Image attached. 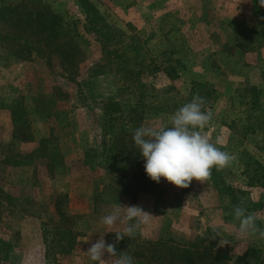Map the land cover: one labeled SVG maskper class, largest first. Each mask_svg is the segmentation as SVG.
I'll list each match as a JSON object with an SVG mask.
<instances>
[{
    "label": "rangeland",
    "instance_id": "374dc122",
    "mask_svg": "<svg viewBox=\"0 0 264 264\" xmlns=\"http://www.w3.org/2000/svg\"><path fill=\"white\" fill-rule=\"evenodd\" d=\"M3 1L18 2L0 0V5ZM81 1L89 12L96 9L102 24L114 30L109 33L112 40L108 49L122 47L117 53L109 52L107 60L110 57L114 62L106 67L102 44L96 42L93 33L83 35L84 44L77 40L86 56L79 65L77 81L86 79L87 70L98 62L113 74L99 77L86 96L80 97L84 91L79 93L65 77L68 73L56 57L33 53L32 61L18 62L11 50L0 45V188L17 206L10 213L0 209V264H93L84 254L91 244L100 236L112 243V235L124 227L100 224L101 217L118 204L138 206L152 215L136 233L140 241L161 237L178 244L194 243L226 253L229 264H264V239L258 234H236L238 222L231 214L233 205L210 180H193L187 188H179L161 178L159 183L154 182L159 197L149 196L148 192L132 197L131 193L119 194L116 183L110 185L108 172L99 167L91 169L85 160L88 150L102 147V128L108 117L104 118L101 103L107 96L120 100L125 118L131 107L141 102L142 110L137 112L142 119L140 126H170L171 114L190 101V83L206 81L215 87L218 97L206 109L213 118L201 132L209 142L236 157L230 167L219 171L225 184L237 192V199L243 200L248 212L256 216L257 224L264 227V188L247 186L242 174L244 155L264 166L261 132L245 133L247 124H256L264 117V18L258 12L264 7L259 5L254 10L252 0ZM47 3L66 20H83L77 0ZM82 25L78 24L80 30ZM253 29L263 32L256 34ZM124 61L128 63L120 66ZM142 61L146 65L140 66ZM168 64L175 67L179 79L170 80L164 75L162 68ZM139 66L141 73L136 77L127 71H139ZM253 87L261 90V105L256 110L251 109L249 96L244 93ZM19 103L25 108L35 140L53 136L49 152H38L36 143L11 140L10 109ZM120 145L130 143H109L108 153H121ZM21 153L32 156L21 158ZM48 157L63 160L51 173L43 162ZM7 161L17 163L18 168ZM139 163L135 170L148 189L141 155ZM62 192L70 197L72 214L81 216L75 218L81 236L70 255L57 254L53 262L46 258L41 229L48 220L56 221L52 200ZM33 204L40 205L42 213L32 214ZM214 230L220 232V237L213 238ZM225 240L229 243L223 244ZM249 249L256 253L248 255ZM103 258L108 259L107 254Z\"/></svg>",
    "mask_w": 264,
    "mask_h": 264
},
{
    "label": "trees",
    "instance_id": "16d2710c",
    "mask_svg": "<svg viewBox=\"0 0 264 264\" xmlns=\"http://www.w3.org/2000/svg\"><path fill=\"white\" fill-rule=\"evenodd\" d=\"M48 1L18 0L16 3L3 1L2 5H0V45L11 50L14 60L18 62L32 61L33 59L31 57L34 54L41 57L48 54L49 59L56 57L62 70L68 73V76L65 74V77L75 84L79 93L84 91L83 94H80V97H83V95L86 96L87 91L91 89L90 85L92 83L95 84V81H98L99 77L107 74L113 75L111 72L105 70L111 62H114L111 61L110 57L107 60V55L117 53L122 47H116L114 51L108 49L112 40L109 38V33L114 30L110 26L102 24L104 23L103 18L96 9L89 12L85 9L82 1L77 0L84 15L83 20L80 21L83 24L80 30L78 28L80 22L66 20L61 13L50 8L47 3ZM252 1L253 9H259V0ZM258 12L261 18H264V11L262 12L259 9ZM253 31L256 34L263 32V30L256 31L255 29ZM86 32L93 33L96 36V42L102 44L100 49L104 56L102 58H104L106 67L101 62L95 63L87 70V78L77 81L76 77L78 76L79 65L86 57L85 50H83L77 40L80 39L83 43L82 37ZM124 54L127 55V53ZM127 63V61H124L120 63V66H124ZM139 65L143 66L146 64L142 61ZM120 66L116 67L118 68ZM140 66L139 71H127H130L136 77V75L141 73ZM151 69V71L155 69L153 62ZM162 72L170 80H177L180 77L175 67L171 64L163 67ZM190 84V100L195 94L204 97L206 101L204 106L205 110L216 102L218 95L212 84L206 81H192ZM244 93L249 96L248 103L251 109L256 110L257 107L259 108L261 105L259 101L261 90L253 87ZM111 97L113 98L107 96L106 100H103L101 103V105L103 104L101 106L103 107L102 114L104 118L108 117L107 125L102 128V147L88 150L85 155L86 164L91 169L99 167L100 169L106 170L111 180L110 185L116 183L119 194L128 195V193H131L132 197H135L138 192H148L149 196L156 195L158 192L154 186V181L148 177L147 189L146 185L142 183V178L135 170L140 165V153L139 149L138 152L136 150L132 135L133 130L140 127V121L142 119L138 117L140 113L137 112L142 110V104L138 102L136 106L131 107L128 118H125L123 116L124 112L120 108V100H117L112 95ZM10 112L12 118V139L18 140L21 143H36L38 152H49V146L54 141L53 136L50 135L49 138L39 141L35 140L31 134L30 126L26 119L27 113L23 105L19 103L12 106ZM259 132L262 134V144L264 147V117L256 124H247L245 126V133L247 134H257ZM126 137H128V140H126ZM118 142L130 143V145H120L122 152L119 154L115 152L113 154L108 153V144L113 143L117 146ZM18 156H21V158L26 157L22 154H18ZM30 156L32 155L28 154L26 158L28 159ZM43 162H45L47 169L51 173L54 167H59L58 163L63 162V160L62 157L59 161L57 159L55 160V158L48 157ZM120 162L124 165L121 166ZM7 163L11 164L12 162L7 161ZM12 165L18 166L17 163ZM242 174L244 175L247 186L264 188V166L261 162L249 155H244L242 159ZM209 180L218 189L222 197H228L230 199L232 205L240 202L237 199V192L233 187L225 184L220 171L213 168ZM239 194L244 193L239 191ZM10 199L12 200L11 196L0 188L1 211L5 213L15 211L14 209L17 206ZM25 200L27 203H30L28 199ZM69 203L70 197L67 192L56 194L52 200V207L57 219L56 221L50 219L48 223L42 224L41 234L45 246V255L46 258L50 257L53 262L56 261L57 254L59 256L70 255L78 244V237L81 236V232L77 230L75 220V218L78 219L81 216L72 214L69 210ZM30 207L33 210L31 212L32 214L41 212L40 205L36 206L33 204ZM112 238V243L116 244L117 252L127 251L134 257L135 264H229L226 253L203 249L194 243L178 244L172 239H164L161 237L146 242L140 241L138 235L131 238L126 236L119 242H116L115 234L112 235ZM247 253L251 255L256 253V251L249 249Z\"/></svg>",
    "mask_w": 264,
    "mask_h": 264
},
{
    "label": "clouds",
    "instance_id": "9594fccd",
    "mask_svg": "<svg viewBox=\"0 0 264 264\" xmlns=\"http://www.w3.org/2000/svg\"><path fill=\"white\" fill-rule=\"evenodd\" d=\"M264 7V0H259ZM205 98L199 94L178 108L169 117L170 126H144L133 130L132 139L144 159V171L154 182L161 178L179 188H187L193 180L206 182L211 178L212 169L217 171L230 167L236 157L222 151L209 142L201 130L212 121L213 113L206 111ZM234 220L238 222L236 234L239 237L256 236L264 239V227L257 224V218L249 213L241 200L232 206ZM152 215L138 206L117 205L101 217L100 224L107 228L124 225L115 232L119 242L126 236L134 237L141 224H146ZM220 237L214 230L213 238ZM87 241V240H86ZM224 241L223 244H228ZM93 264H135L134 257L127 251L117 252L115 243H106L100 236L84 253ZM107 254L108 259L103 257Z\"/></svg>",
    "mask_w": 264,
    "mask_h": 264
},
{
    "label": "crops",
    "instance_id": "0c3cea01",
    "mask_svg": "<svg viewBox=\"0 0 264 264\" xmlns=\"http://www.w3.org/2000/svg\"><path fill=\"white\" fill-rule=\"evenodd\" d=\"M29 124V123H28ZM34 137V136H33ZM46 139V138H45ZM11 140L12 141H14V142H16V141H18V140H13L12 139V134H11ZM41 140V139H40ZM36 141H39V140H36ZM20 142V141H19ZM24 144H35V143H24ZM21 154H23V153H21ZM5 159V158H4ZM1 162H2V160H1ZM6 163V162H5ZM8 165V164H7ZM10 165H12V164H10ZM14 167H16L15 165H14ZM16 168H18V167H16Z\"/></svg>",
    "mask_w": 264,
    "mask_h": 264
}]
</instances>
